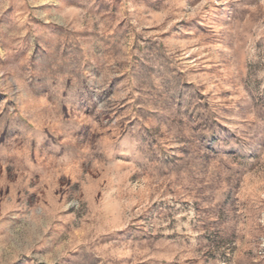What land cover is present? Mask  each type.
Returning a JSON list of instances; mask_svg holds the SVG:
<instances>
[{"label": "rangeland", "instance_id": "obj_1", "mask_svg": "<svg viewBox=\"0 0 264 264\" xmlns=\"http://www.w3.org/2000/svg\"><path fill=\"white\" fill-rule=\"evenodd\" d=\"M0 264H264V0H0Z\"/></svg>", "mask_w": 264, "mask_h": 264}, {"label": "crops", "instance_id": "obj_2", "mask_svg": "<svg viewBox=\"0 0 264 264\" xmlns=\"http://www.w3.org/2000/svg\"><path fill=\"white\" fill-rule=\"evenodd\" d=\"M7 164L4 160L0 159V166Z\"/></svg>", "mask_w": 264, "mask_h": 264}]
</instances>
